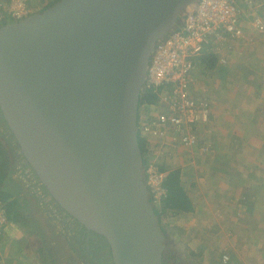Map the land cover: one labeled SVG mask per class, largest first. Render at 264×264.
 <instances>
[{
	"label": "water",
	"instance_id": "obj_1",
	"mask_svg": "<svg viewBox=\"0 0 264 264\" xmlns=\"http://www.w3.org/2000/svg\"><path fill=\"white\" fill-rule=\"evenodd\" d=\"M199 0H59L0 27V111L56 203L114 264H163L138 141L159 41Z\"/></svg>",
	"mask_w": 264,
	"mask_h": 264
},
{
	"label": "crops",
	"instance_id": "obj_2",
	"mask_svg": "<svg viewBox=\"0 0 264 264\" xmlns=\"http://www.w3.org/2000/svg\"><path fill=\"white\" fill-rule=\"evenodd\" d=\"M27 1L33 6L38 4L36 0ZM259 6H264V2ZM246 27L253 42H230L227 65H221L216 55L218 62L211 69L202 67L208 78L212 77L207 86L213 101L212 115L208 124L198 127L200 147H209L208 153L202 152L203 147L189 150L168 147L171 151L168 159L174 158L169 163L177 165L165 169L180 170L181 181L183 174L189 172L190 178H197L202 192L196 198V193L188 192L194 211L178 216L176 223L185 226L183 220H190L189 227L196 234H187L184 228L176 236L189 254L197 252L203 255L202 259H211L209 244L214 239V243L219 241L218 244L228 248L226 252L231 257L233 254L237 257L234 260L237 264H264V37L249 28V24ZM216 75H221L220 80L215 81ZM240 84L246 92L238 88ZM214 129L216 136H212ZM209 135L215 138L211 143L208 140L203 143ZM148 146L154 155V147ZM180 150L182 153L176 156ZM185 153L188 154L182 157ZM209 153L213 154L208 156ZM13 225L0 247V264H36L34 246L23 247L19 241L22 229Z\"/></svg>",
	"mask_w": 264,
	"mask_h": 264
},
{
	"label": "built area",
	"instance_id": "obj_3",
	"mask_svg": "<svg viewBox=\"0 0 264 264\" xmlns=\"http://www.w3.org/2000/svg\"><path fill=\"white\" fill-rule=\"evenodd\" d=\"M249 3L254 4L252 0ZM248 9L244 10L239 0H199L195 7L180 15L176 28L159 41L150 60L145 87L160 93L158 104L150 108L160 111L141 122L142 135L149 144L200 147L198 127L209 123L213 101L198 87V61L204 54H213L219 56L221 65H227L230 42H253L247 34L246 21L249 28L264 37V17L253 12V8ZM34 11L27 0H9L0 5V23L19 22ZM144 175L153 205H161L167 172L160 171L152 160ZM13 224L0 201V247ZM222 261L227 263L229 257L224 255Z\"/></svg>",
	"mask_w": 264,
	"mask_h": 264
},
{
	"label": "trees",
	"instance_id": "obj_4",
	"mask_svg": "<svg viewBox=\"0 0 264 264\" xmlns=\"http://www.w3.org/2000/svg\"><path fill=\"white\" fill-rule=\"evenodd\" d=\"M44 1V0H43ZM59 0H52L48 2L47 5H44L40 12L50 8L52 5L57 3ZM30 2V1H29ZM43 3V2H42ZM30 4V3H29ZM31 6L35 9L38 5L35 7L31 4ZM37 9V8H36ZM13 23L11 21L1 22L0 27ZM169 35V34H168ZM218 62V58L216 55L213 54H204L200 60L198 61V66L206 67L208 70L211 69L216 63ZM198 68V67H197ZM160 100V93L157 92L155 89H150L148 87H144L143 91L141 92L140 97V109H139V116H138V141L139 146L142 151L143 155V166L146 168L147 165L152 161V152L149 148V144L146 140V138L142 135V121H144V116L142 114H145V110L141 111V109H150L151 106L157 105ZM1 113V111H0ZM3 117V116H2ZM5 122L4 118L2 119ZM12 136V135H11ZM12 141L18 146V143L16 142L14 136L12 137ZM21 158L25 161L26 166L23 165V167L29 170L30 176L33 178V180L36 183V186L44 193V195L50 200L47 202L46 199H44V195L39 196L38 192H33V196L36 198L35 201L38 203H41V208L43 213L47 216V224L50 226L55 227V223L59 222L60 224H64L65 222L56 216V211H54L56 208H58L60 213H64L66 216L70 217L68 213H66L58 203L55 202V200L51 197L50 193L46 189V187L41 183L39 178L37 177L34 170L31 168V166L26 161L25 157L22 155L20 151ZM159 170L162 172H168L166 169H164L163 166H161L159 163H157ZM13 166L12 158H11V152L9 149L4 145L0 138V201L4 203V209L8 216V219L16 224L19 228H21L24 233L27 235V237L36 239L37 242H35V252L38 255L41 264H56L53 248L52 246L44 241V231L41 230V224L40 222L35 219L33 216V212L30 209L29 200L23 197L20 190V185L18 186L17 183L13 180H9V176L7 173ZM146 180V178H145ZM164 188L166 189V193L163 196L161 206L154 205V210L156 217L158 219V222L160 224V229L162 230L166 240L169 239V230L167 225L165 224V220L171 217H178L183 214H189L194 211V205L193 201L190 198L187 189L184 187L181 181V171L180 170H173L171 172H168L166 175V178L163 183ZM150 202L153 203L154 199L150 197ZM52 206V207H50ZM44 207H46L44 209ZM50 207V208H48ZM53 208V209H52ZM49 213V214H47ZM168 251L164 253L163 257V264H170V260H173L174 262L171 264H181L180 260L178 259L175 252L171 251V249L167 248ZM169 253V254H167ZM189 255L190 257H199V255L195 252H191ZM189 264H195L192 261L189 262Z\"/></svg>",
	"mask_w": 264,
	"mask_h": 264
},
{
	"label": "rangeland",
	"instance_id": "obj_5",
	"mask_svg": "<svg viewBox=\"0 0 264 264\" xmlns=\"http://www.w3.org/2000/svg\"><path fill=\"white\" fill-rule=\"evenodd\" d=\"M7 0H0V5H3L4 3H6ZM52 0H36V2L38 3L37 5V9H41L42 6L47 5L48 2H50ZM250 0H239L241 6L244 8V10H249L248 8H253V12H257L259 15H261L262 17H264V13L262 12V10L264 9V6H259L261 4H263L264 1H259V0H252L254 2V4H250L249 3ZM43 2V3H42ZM35 7V6H34ZM36 12H40L37 11ZM246 24H249L248 21H246ZM207 71V70H206ZM197 72V82L198 84H200L198 87L201 90H204L206 92V94L209 96V90L207 89V86H210V81L212 80V77L210 76L208 78V75L206 72H203L202 67L198 66V69L196 70ZM211 73V72H210ZM215 81L216 80H220L221 75H216L214 76ZM263 83V82H262ZM218 84V81H217ZM228 84V83H227ZM247 84V81H246ZM261 84V83H258ZM225 85V84H224ZM250 87V85H249ZM239 89H246L243 88L241 86V84L238 86ZM244 92H246V90H244ZM210 97V96H209ZM239 99V98H238ZM145 110V114H142L144 117V119H146L149 115H152L158 111H160V109H141V111ZM237 113H239L238 109L236 111ZM235 114V113H234ZM240 114V113H239ZM2 114L0 113V138L2 140V142L4 143V145L9 149V151L11 152V158H12V163L13 166L11 167V169L9 170V172L7 173V175L9 176V180H13L15 181V183H17V185L21 188V195L23 197H25L26 199L29 200V204H30V209L33 212V216L35 217V219H37L40 224H41V230L44 231V241L46 242V244H50L53 248V253H54V258L57 264H71L70 260H76V262L72 261V263L74 262L75 264H97V260H86L83 258L86 257H81V255H78L76 253H74L71 249V247L69 246V242L70 240H72V238H70L69 234L65 232L64 227L59 223H55V227L54 226H50L49 224H47V216L43 213L42 208H41V203H38L36 200V198L33 196V192L37 191L39 196H43L44 193L38 188V186H36L35 181L33 180V178L30 176V172L28 170H26L24 166L27 167L25 161L21 158L20 156V150L18 149V146L14 143V141H12V133L10 132L8 126L6 123H4V121L2 120ZM212 123H210V127H212ZM264 125V124H263ZM212 132V130H211ZM224 135L226 134V132L223 133ZM12 135V136H11ZM215 135L216 136V130L214 129V134H212V136ZM204 136H206L204 134ZM212 136H208L206 138V140L204 139L203 143L205 141L208 140V142L211 143V141L215 138ZM217 137H221L219 135H217ZM148 142V141H147ZM151 143V142H150ZM157 145L159 143V141H156ZM149 144V143H148ZM152 147H154V151L155 154L152 155L153 159L155 161V163H159L161 166L164 167H169V166H176L177 163H169L171 161H173L174 158H172L171 160L168 159V157L171 155V151H169L167 148L168 146H164L162 144L156 146L154 145V143L151 144ZM205 151H209V147L205 148V145L202 146ZM200 147V149L202 148ZM184 148V147H183ZM187 149V148H185ZM199 149V151H200ZM189 150V149H187ZM205 151H202L203 153H205ZM182 153V151H177L176 152V156H179ZM208 153V152H207ZM186 154L184 155L182 154L181 156L185 157ZM195 154H197V152L195 151ZM213 153H209L208 156H210ZM167 167V168H168ZM190 173H186L183 174V185L185 186V188L187 189V191L190 193V195H193L196 193V197H198L200 194L202 193L199 188V182L197 180V178L193 177L190 178ZM194 179V180H193ZM146 183V182H145ZM1 192V191H0ZM44 199H46V201L48 202V197H46L45 195L43 196ZM157 206V205H156ZM159 207L161 205H158ZM46 207H44L45 209ZM50 208V207H48ZM53 209V208H52ZM49 214V213H47ZM177 219H180L178 217H171L168 218L167 220H165V224L168 227L169 230V239L166 240L165 244L166 247L171 249V251L175 252L178 259L180 260L181 264H189L190 261H192L195 264H224L223 260V256L227 255L229 257V261L227 262V264H237L236 261H234L237 257L233 254L232 257L228 254L227 249H225L224 245H220L218 244L219 241H217L216 243H214V239L212 241V244H209V246H212V252H211V259H202V256L200 253H197L199 255V257H193L191 258L187 251L186 246L184 245L183 242H180V240L177 239V234L180 232V230L183 229L184 232V228L186 229V233L190 234L192 232V227H189V223L190 220H187L186 222L183 220V222L185 223V226H179L176 223H179ZM197 221V220H194ZM182 222V223H183ZM17 226V225H16ZM183 227V228H182ZM177 228V229H176ZM20 230V229H19ZM21 231V230H20ZM22 237L20 238V244H22L23 247L29 246L31 249L33 248L32 246H35V242L36 239H32L27 237V235L24 233V231L22 230ZM192 234H195V232H192ZM20 235V234H19ZM196 235V234H195ZM203 238V236L201 237ZM204 240V238H203ZM19 249H21V247H19L18 245H16ZM108 246V245H107ZM242 246H244V244H242ZM29 248V249H30ZM84 248V246H82V249ZM109 248V246H108ZM107 251V259H110V262H106L105 264H113L111 261V250L109 248L106 249ZM168 251V249H165V252ZM36 253V252H35ZM169 254V253H167ZM205 254V253H204ZM34 261L36 264H39L36 257V254L33 256ZM173 260H170V264L173 263Z\"/></svg>",
	"mask_w": 264,
	"mask_h": 264
},
{
	"label": "flooded vegetation",
	"instance_id": "obj_6",
	"mask_svg": "<svg viewBox=\"0 0 264 264\" xmlns=\"http://www.w3.org/2000/svg\"><path fill=\"white\" fill-rule=\"evenodd\" d=\"M49 200L50 198H48V201ZM54 211H56L57 218L61 220L60 222H62V220L65 222L64 224L61 225L64 227L65 232L69 234L70 238H72V240H70L69 242V246L71 247L74 253L81 255L82 258L86 257L83 258L85 259L84 261L95 259V261L96 260L98 261L97 264H105L107 261L110 262V259H107V255H106L107 254L106 249L109 250L110 245L108 244V242L104 237L88 231L87 229H85V227H83L80 223H78L72 216L68 217L64 213H60L58 208H56ZM107 245L109 246V248ZM82 246H84L83 249ZM36 256L38 255L36 254ZM72 261L76 262V260L74 259L70 260L71 264H75L74 262L72 263ZM111 261L114 264L112 252H111Z\"/></svg>",
	"mask_w": 264,
	"mask_h": 264
},
{
	"label": "clouds",
	"instance_id": "obj_7",
	"mask_svg": "<svg viewBox=\"0 0 264 264\" xmlns=\"http://www.w3.org/2000/svg\"><path fill=\"white\" fill-rule=\"evenodd\" d=\"M34 13H37L36 10L34 11ZM34 13H33V14H34ZM146 140H147V138H146ZM148 143H149V142H148ZM144 169H145V167H144ZM144 176H145V175H144Z\"/></svg>",
	"mask_w": 264,
	"mask_h": 264
}]
</instances>
